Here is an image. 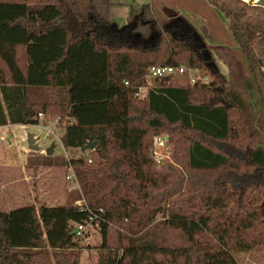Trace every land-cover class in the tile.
I'll return each instance as SVG.
<instances>
[{"label": "trees", "instance_id": "1", "mask_svg": "<svg viewBox=\"0 0 264 264\" xmlns=\"http://www.w3.org/2000/svg\"><path fill=\"white\" fill-rule=\"evenodd\" d=\"M111 7L0 0V127L37 126L43 115L59 120L66 149L99 143L64 161L87 209L0 211V264H82L90 230L79 236V225L99 234L97 264H238L236 253L264 252V8L152 0L121 29ZM154 7L199 16L219 45L161 29ZM119 32L128 35L113 41ZM154 66L198 70L209 83L157 79L139 99ZM243 73L259 115L234 82ZM158 137L172 145L160 165Z\"/></svg>", "mask_w": 264, "mask_h": 264}, {"label": "rangeland", "instance_id": "2", "mask_svg": "<svg viewBox=\"0 0 264 264\" xmlns=\"http://www.w3.org/2000/svg\"><path fill=\"white\" fill-rule=\"evenodd\" d=\"M111 2L109 19L124 29L134 24L130 18L131 8L151 4L152 0ZM153 14L163 30H175L177 34L196 37L207 45H219L216 37L210 34L199 16L185 10L179 9L177 12L156 7ZM219 68L228 77L229 67L220 62ZM234 80L238 89L247 97L253 111L259 115L260 104L249 75L243 73L235 76ZM146 95L147 89H143L139 99L145 98ZM58 124L55 120L46 119L44 122L39 121L38 126L0 127V211L9 212L27 206L39 209L41 206L57 207L69 203L76 205L77 201L83 199L82 196L78 199L75 193L70 192L64 161L87 155L88 152L66 149L62 143L64 131ZM29 135H35L39 139L40 152H30ZM52 145H55V148L47 160L43 157H47L46 151ZM171 149L172 145L169 143L163 148L164 152L168 150L169 157ZM88 229V236L83 239L86 248L82 252L81 261L82 264H97L100 253L99 234L91 227ZM235 256L238 264H264V252L236 253Z\"/></svg>", "mask_w": 264, "mask_h": 264}, {"label": "built area", "instance_id": "3", "mask_svg": "<svg viewBox=\"0 0 264 264\" xmlns=\"http://www.w3.org/2000/svg\"><path fill=\"white\" fill-rule=\"evenodd\" d=\"M185 74H188L190 81L193 85L197 84V83H201V84L206 85L209 83V79L203 77L201 75L200 71H198V70H189L183 66H179V67H176V66H154L148 70V73L146 75V81H147L148 86H147V88H143V89L148 90V87L153 84L154 80L162 79V78H171V77H176V76H182ZM143 89H141L140 92ZM140 92L138 94V97H140ZM45 120H46L45 116L40 115L39 121L44 122ZM55 123H59V120L55 119ZM34 137L36 138L37 144H38L39 139L35 135H34ZM167 143H168L167 137H158L155 140L152 156H153L154 161L158 165L164 163L166 160H170L168 150H166L165 152L163 150V148L166 146ZM91 162L92 161L89 160V163H91ZM67 171H68L67 172V179H68V183H69V187H70V192L82 194V190H81L79 181L77 179V176L75 174L73 167L71 165H68ZM76 206L81 208L82 210L87 209V207L85 208L86 202H85L84 198L77 201ZM89 226L90 225H79L77 227L78 235L80 236V235H82V233L86 232Z\"/></svg>", "mask_w": 264, "mask_h": 264}, {"label": "water", "instance_id": "4", "mask_svg": "<svg viewBox=\"0 0 264 264\" xmlns=\"http://www.w3.org/2000/svg\"><path fill=\"white\" fill-rule=\"evenodd\" d=\"M246 3H248L250 6H258L264 8V0H241ZM28 144H29V150L30 152H35L38 153L40 152L41 148L37 144V140L34 137V135H29L28 136ZM98 142H89L83 149L82 151L87 152V151H94L96 147L98 146ZM55 145H52L47 151L46 155L51 156L53 154ZM264 205V203H263Z\"/></svg>", "mask_w": 264, "mask_h": 264}, {"label": "flooded vegetation", "instance_id": "5", "mask_svg": "<svg viewBox=\"0 0 264 264\" xmlns=\"http://www.w3.org/2000/svg\"><path fill=\"white\" fill-rule=\"evenodd\" d=\"M128 35V32L127 33H123V32H119L116 34V36L114 38H112V40L114 41L115 39L116 40H119L120 42L123 41V39H125V36Z\"/></svg>", "mask_w": 264, "mask_h": 264}]
</instances>
